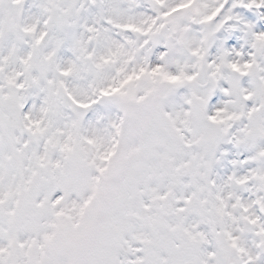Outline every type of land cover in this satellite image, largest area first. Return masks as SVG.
Instances as JSON below:
<instances>
[{
  "label": "snow or ice",
  "instance_id": "6c2138e0",
  "mask_svg": "<svg viewBox=\"0 0 264 264\" xmlns=\"http://www.w3.org/2000/svg\"><path fill=\"white\" fill-rule=\"evenodd\" d=\"M0 264H264V0H0Z\"/></svg>",
  "mask_w": 264,
  "mask_h": 264
}]
</instances>
